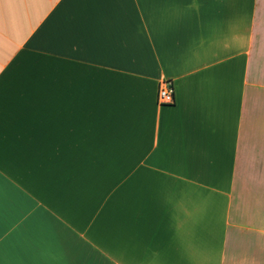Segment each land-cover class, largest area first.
I'll return each mask as SVG.
<instances>
[{"label":"crops","instance_id":"0c3cea01","mask_svg":"<svg viewBox=\"0 0 264 264\" xmlns=\"http://www.w3.org/2000/svg\"><path fill=\"white\" fill-rule=\"evenodd\" d=\"M0 264H264V0H0Z\"/></svg>","mask_w":264,"mask_h":264},{"label":"built area","instance_id":"2783aa9c","mask_svg":"<svg viewBox=\"0 0 264 264\" xmlns=\"http://www.w3.org/2000/svg\"><path fill=\"white\" fill-rule=\"evenodd\" d=\"M175 101V88L173 82L167 79L162 80L158 89L159 105H173Z\"/></svg>","mask_w":264,"mask_h":264}]
</instances>
